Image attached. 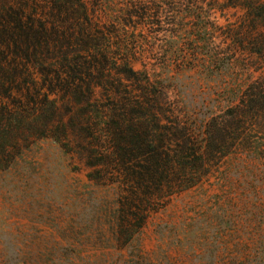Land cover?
<instances>
[{"label":"rangeland","instance_id":"rangeland-1","mask_svg":"<svg viewBox=\"0 0 264 264\" xmlns=\"http://www.w3.org/2000/svg\"><path fill=\"white\" fill-rule=\"evenodd\" d=\"M87 2L107 31L130 36L122 46L137 76L114 74L110 87L126 99V140L129 116L138 124L147 114L137 104L152 100L149 91L163 124L177 118L198 148L208 123L227 121L248 91L264 97V0ZM130 7L140 19L124 27ZM112 43L118 65L124 52ZM8 81L0 72V94ZM95 90L92 104L56 107L36 92L17 110L24 127L0 136V264H264V160L253 157L264 152V109L239 131L210 134L212 161L191 188L140 207L125 198L124 174L107 166L100 130L110 102L107 88Z\"/></svg>","mask_w":264,"mask_h":264},{"label":"trees","instance_id":"trees-1","mask_svg":"<svg viewBox=\"0 0 264 264\" xmlns=\"http://www.w3.org/2000/svg\"><path fill=\"white\" fill-rule=\"evenodd\" d=\"M141 14L143 19L144 13ZM121 17V24L130 26L134 19H140V10L126 8L121 11ZM105 26L106 23L96 19V12L89 8L87 0H0V72L10 76L5 93L0 94V118L12 117L6 123L0 119V136L20 131L14 126L24 127L16 117L20 115L17 110L28 108L27 102L36 92L39 95L43 91L44 103L56 107L59 101L67 105L92 104L95 89L107 88L110 104L104 108L106 122L100 130L110 149L107 166L115 165L116 171L124 174L121 184L127 193L126 200L138 199L142 207L146 202L162 201L191 188L200 179L206 162L212 161L211 149L218 140L209 137L210 134L229 128L239 131L245 119L264 109V97L258 95L257 88L248 91L229 110L227 121L218 126L214 120L208 123L209 136L204 142L207 147L198 148L192 144V130L179 127L177 118L170 125L163 124L164 109L160 103L152 108V100H157V96H151L149 91L146 96L152 100L137 104L147 112L140 116L141 122L136 124L135 117L129 116L131 126L126 133H133L134 138L128 141L122 137L124 115L120 114L127 107L126 99L110 87L115 84V75L137 76L128 49L122 46L130 36L127 33L116 36ZM118 40L124 54L117 65L112 42ZM4 100L13 101L15 109L6 106ZM168 111L173 115L171 108ZM149 118L155 123L154 129L147 124ZM232 141L235 146L240 143L237 139ZM134 148L139 150L135 155ZM253 157L264 160V152ZM129 164L133 165L131 170L125 169Z\"/></svg>","mask_w":264,"mask_h":264}]
</instances>
